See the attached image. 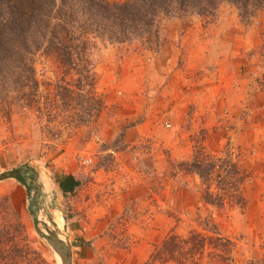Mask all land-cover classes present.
<instances>
[{
  "label": "rangeland",
  "instance_id": "rangeland-1",
  "mask_svg": "<svg viewBox=\"0 0 264 264\" xmlns=\"http://www.w3.org/2000/svg\"><path fill=\"white\" fill-rule=\"evenodd\" d=\"M109 49L113 60L102 61ZM95 69L105 100L95 121L70 130L63 124L68 112L51 106L42 134L37 110L16 109L10 119L0 113V173L32 167L25 181H0V197L41 241L39 264L61 261L33 227L28 192L37 215L69 246L72 264H145L169 232L194 229L215 238L214 228L231 242L229 258L215 264H264V8L249 20L230 4L213 18L162 17L156 46H101ZM62 71L36 57L50 103L53 86L45 84ZM197 147L213 155L230 149L249 171L242 207L202 199L199 178L188 169ZM83 154L93 156L90 165L81 164ZM67 174L76 182L61 195ZM54 215L63 219L60 229Z\"/></svg>",
  "mask_w": 264,
  "mask_h": 264
},
{
  "label": "trees",
  "instance_id": "trees-1",
  "mask_svg": "<svg viewBox=\"0 0 264 264\" xmlns=\"http://www.w3.org/2000/svg\"><path fill=\"white\" fill-rule=\"evenodd\" d=\"M224 4L234 6L242 20L264 8V0H0V113L10 119L16 109L37 110L45 130L50 128L52 108L68 112L63 124H72L70 130L95 121L105 106L95 69L101 46L133 40L156 46L162 17L213 18ZM38 55L63 70L54 83L45 84V90L53 86L51 103L36 77ZM71 74L76 75L74 80ZM202 148L193 150L188 163L201 183L202 199L218 207H242L249 171L230 149L213 155ZM214 230L215 238L194 229L186 235L171 231L154 245L145 264L225 261L231 242ZM41 250V241L29 235L9 198L0 197V264H39Z\"/></svg>",
  "mask_w": 264,
  "mask_h": 264
},
{
  "label": "water",
  "instance_id": "water-1",
  "mask_svg": "<svg viewBox=\"0 0 264 264\" xmlns=\"http://www.w3.org/2000/svg\"><path fill=\"white\" fill-rule=\"evenodd\" d=\"M28 172H32V167H30L29 165H21L16 168L6 170L0 173V181L7 179V178H16L21 181H25L24 176H26ZM33 179H34V176L31 174L30 175L31 183ZM31 183L26 185V188L28 190L32 187ZM28 197L31 200L29 203V213L31 214L33 227L36 233L40 237L46 240V242L52 248L53 251L58 253L62 264H72L71 252H70V248L67 245V243H64L61 239H58L57 238L58 235L51 229H50V234H47V233H43L41 229L39 228L38 220H37V213L34 209V202L31 196H29V192H28Z\"/></svg>",
  "mask_w": 264,
  "mask_h": 264
},
{
  "label": "crops",
  "instance_id": "crops-1",
  "mask_svg": "<svg viewBox=\"0 0 264 264\" xmlns=\"http://www.w3.org/2000/svg\"><path fill=\"white\" fill-rule=\"evenodd\" d=\"M112 56H113V52H112V49H109V50H103L101 51V58L102 61L104 60H110L112 59ZM113 60V59H112ZM124 60V59H123ZM76 180V179H75ZM73 176L72 175H65V177H63L61 179V188L59 189V192H61L60 194L62 195L63 192H66V191H69L71 189L74 188V184H75V181ZM61 197V196H60ZM58 199V198H57ZM60 199V198H59Z\"/></svg>",
  "mask_w": 264,
  "mask_h": 264
},
{
  "label": "bare ground",
  "instance_id": "bare-ground-1",
  "mask_svg": "<svg viewBox=\"0 0 264 264\" xmlns=\"http://www.w3.org/2000/svg\"><path fill=\"white\" fill-rule=\"evenodd\" d=\"M30 190V189H29ZM34 190V189H33ZM37 220H38V226H39V228L41 229V231L43 232V233H47V234H50V228H49V226H48V224H47V222H46V220L45 219H43L41 216H39V215H37ZM53 220H56V221H58V223H56V225H57V227L60 229L61 227H63V219H62V217L60 216V215H58V216H56V215H54V218H53ZM50 223V222H49ZM53 230V229H52ZM63 230V229H62ZM64 231V230H63ZM66 236V235H65ZM58 239H61L63 242H64V240H63V238H62V236L61 235H58V237H57ZM65 243V242H64ZM55 252V251H54ZM56 253V255H57V257L59 258V260H60V257H59V255H58V253L57 252H55ZM61 261V260H60ZM62 264V263H61Z\"/></svg>",
  "mask_w": 264,
  "mask_h": 264
},
{
  "label": "built area",
  "instance_id": "built-area-1",
  "mask_svg": "<svg viewBox=\"0 0 264 264\" xmlns=\"http://www.w3.org/2000/svg\"><path fill=\"white\" fill-rule=\"evenodd\" d=\"M165 126H168V124H165ZM80 158V162L83 166H88L92 163L93 160V156L89 155V154H83L81 156H79Z\"/></svg>",
  "mask_w": 264,
  "mask_h": 264
}]
</instances>
